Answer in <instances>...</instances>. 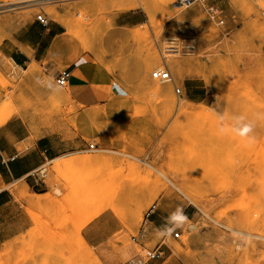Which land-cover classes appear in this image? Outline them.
Wrapping results in <instances>:
<instances>
[{
	"label": "rangeland",
	"instance_id": "1",
	"mask_svg": "<svg viewBox=\"0 0 264 264\" xmlns=\"http://www.w3.org/2000/svg\"><path fill=\"white\" fill-rule=\"evenodd\" d=\"M121 1L0 0V43L28 24L64 31L59 62L50 56L20 66L17 77L0 52V131L14 124L24 138L19 150L48 136L75 151L42 163L47 199L37 217L47 247L3 244L0 264H26L29 252L49 264H80L60 258L51 240L74 237L108 210L117 228L114 248L99 250L106 264H264V118L256 119L264 114V0H200L181 8L173 0H125L135 4L128 9ZM69 58L88 60L104 83L109 77L106 99L82 104L67 84L53 94L36 82L55 81ZM156 68H166L171 80L152 78ZM154 82L165 90L153 89ZM218 113L253 121L256 142L217 134ZM28 187V176L7 185L12 193ZM178 207L188 218L175 229L178 237L157 236L150 220L159 215L165 227ZM230 227L253 234L251 243L241 244Z\"/></svg>",
	"mask_w": 264,
	"mask_h": 264
},
{
	"label": "crops",
	"instance_id": "2",
	"mask_svg": "<svg viewBox=\"0 0 264 264\" xmlns=\"http://www.w3.org/2000/svg\"><path fill=\"white\" fill-rule=\"evenodd\" d=\"M63 34V27L60 24L38 30L32 24H28L20 28L11 38L3 39L0 43V52L21 67L32 62H43L50 56H54L59 62L61 50L57 46L61 43ZM63 64L69 70L67 79L69 94L77 98L80 103H99L107 98L110 90L109 77L104 83L99 73L92 72L88 60L69 58ZM48 65L54 67L49 62ZM23 139L18 135L14 124H8L0 131L1 183L15 182L19 178L26 177L45 160L66 158L75 152L72 147L53 144V140L48 136H41L31 145L19 150ZM25 183L29 186L27 181ZM46 194L45 185L40 189L28 187L27 190L21 192L19 190L17 193H12L8 189L0 191V250L5 249L3 244H6V248L10 246L12 250L25 243L29 244V247H47L48 240L39 230L43 224L37 217V211L41 215L44 213ZM56 216H59L58 212ZM111 217V211H104L86 221L74 237L51 240L50 247L61 250L60 258H77L80 264H96V260L100 264H106L101 260L99 250L110 252L111 248H114L113 235L117 227ZM158 217L159 215L150 220L156 230L164 228ZM29 253V261H26V264H49L41 260L39 253ZM127 263L135 262L131 260Z\"/></svg>",
	"mask_w": 264,
	"mask_h": 264
},
{
	"label": "clouds",
	"instance_id": "3",
	"mask_svg": "<svg viewBox=\"0 0 264 264\" xmlns=\"http://www.w3.org/2000/svg\"><path fill=\"white\" fill-rule=\"evenodd\" d=\"M45 80L50 81L48 84H42V79L37 77L36 82L42 86L47 87L53 94H59L63 91L64 81H53L52 77H46ZM264 118V114L257 113L256 119ZM255 129V123L250 120H246L244 116H229L228 114H217V134L223 136L228 134H234L241 138L247 146H251L256 142V137L253 134ZM187 216L184 214V210L178 207L175 211L171 212L167 217V224L162 229H157V236H163L165 233L170 235L176 228L181 227L186 221Z\"/></svg>",
	"mask_w": 264,
	"mask_h": 264
},
{
	"label": "built area",
	"instance_id": "4",
	"mask_svg": "<svg viewBox=\"0 0 264 264\" xmlns=\"http://www.w3.org/2000/svg\"><path fill=\"white\" fill-rule=\"evenodd\" d=\"M195 1H200V0H173L171 2V6L173 8H181V7L187 6V5H189V4H191V3L195 2ZM208 10L213 15L215 13V11H216V8L210 7ZM36 19L42 25H46L48 23V20L42 15H38L36 17ZM218 22L222 23V20L219 19ZM68 77H69V70L65 68V69L59 71L56 74L55 81L63 80L65 82L63 86H65L67 84ZM151 77L154 78V79L162 80V81L171 80L170 73H169V71L166 68H164V69H162V68L154 69L151 72ZM175 93H176L177 96L179 95V93H180L179 88H175ZM87 148H88V150H92L93 148H95V145L90 143V144H88ZM43 172H44V169L42 168V164H41V165L37 166L35 169H33L32 171H30L27 174V176L30 177V179L32 181V187L41 188V185H43V186L45 185L44 181L39 177V175H42ZM7 185H8L7 183H1L0 184V191L7 190ZM171 235L174 238H176V237H178V232H172ZM156 250H155V252H156ZM154 253L151 254V256H154Z\"/></svg>",
	"mask_w": 264,
	"mask_h": 264
},
{
	"label": "bare ground",
	"instance_id": "5",
	"mask_svg": "<svg viewBox=\"0 0 264 264\" xmlns=\"http://www.w3.org/2000/svg\"><path fill=\"white\" fill-rule=\"evenodd\" d=\"M138 2H139V4H144V2H145V0H137ZM160 2H161V4L163 5V3H164V1L163 0H159ZM120 2V1H119ZM194 3V2H193ZM192 4V3H191ZM121 5L124 7V9H128V8H130V7H132V6H134L135 4L133 3V2H130V1H121ZM14 8H17V6L16 7H14ZM53 16H54V19H56V21H58V22H60L65 28H67L68 29V24H67V22H64V21H62V20H60L59 18H58V15H57V13H53ZM17 18V17H16ZM6 60H7V63H8V66H7V64H5L6 65V70L8 71V73L11 75V76H13V77H17L18 76V73H17V69L18 68H21L19 65H17L11 58H9V57H6ZM177 62H179L178 60H176ZM33 63V62H32ZM261 66V65H260ZM5 68V67H4ZM12 68V69H11ZM33 65H30L28 68H27V72H29V74L33 71ZM178 70V69H177ZM24 71V70H23ZM26 72V73H27ZM33 73H34V71H33ZM28 74V75H29ZM32 74V73H31ZM30 74V75H31ZM152 88L153 89H155V90H157V91H164L165 90V86H163V85H160V84H156L155 82H154V85H152ZM185 107V106H184ZM78 160H80L79 158H77ZM76 160V159H75ZM72 161H74V160H72ZM77 161V160H76ZM76 163V162H75ZM147 163V165L150 167V168H152V169H154V170H157V168H155L152 164H150V163H148V162H146ZM159 170V169H158ZM174 178H175V176H174ZM22 178H19V180H21ZM168 181H169V183H170V185H172L173 187H175L176 189H180V186L176 183V182H174L173 180H170V179H168ZM23 182V181H22ZM22 184V183H21ZM24 184V183H23ZM18 191V190H17ZM16 192V191H15ZM189 201H190V203H192V204H194V205H196V206H199V205H201V207H202V205L204 206V207H206L205 206V203H204V200H202L203 201V204H202V201L201 202H199L198 200H196L195 198H190L189 199ZM207 201V200H206ZM211 207V206H210ZM205 210H206V208H205ZM208 210V209H207ZM188 220V219H187ZM230 229H231V227H230ZM230 233L231 234H236V237H238V239L241 241V244H243V245H245V246H248L250 243H251V240H252V238L254 237V235L253 234H251V233H249V232H245V231H241V230H237V229H234V227H233V229H231L230 230ZM134 264H142L141 262L140 263H134ZM146 264V263H145Z\"/></svg>",
	"mask_w": 264,
	"mask_h": 264
}]
</instances>
